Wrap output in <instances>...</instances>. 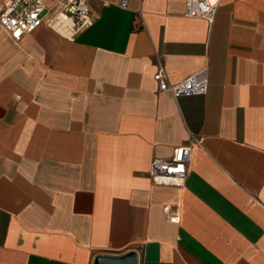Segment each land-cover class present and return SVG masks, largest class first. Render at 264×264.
I'll use <instances>...</instances> for the list:
<instances>
[{"label": "crops", "instance_id": "1", "mask_svg": "<svg viewBox=\"0 0 264 264\" xmlns=\"http://www.w3.org/2000/svg\"><path fill=\"white\" fill-rule=\"evenodd\" d=\"M184 1L90 0L72 39L0 25V264H264V0L212 21ZM160 66L205 68L207 92L161 91ZM191 135L184 183L155 184L152 159Z\"/></svg>", "mask_w": 264, "mask_h": 264}, {"label": "built area", "instance_id": "2", "mask_svg": "<svg viewBox=\"0 0 264 264\" xmlns=\"http://www.w3.org/2000/svg\"><path fill=\"white\" fill-rule=\"evenodd\" d=\"M59 8L50 13L42 0H9L0 11V25L8 31L14 41L33 32L43 23L51 29H61L68 38L93 22L90 0H56ZM220 0H185V15L213 20ZM126 2L122 1L121 6ZM158 88L172 97L202 95L208 89V75L205 68L190 73L183 79L170 82L165 70L160 66L153 74ZM201 139L191 135L188 143L173 148L168 159L153 158L148 175L155 184L180 186L187 176L192 148L200 145ZM169 220H177L168 213Z\"/></svg>", "mask_w": 264, "mask_h": 264}, {"label": "water", "instance_id": "3", "mask_svg": "<svg viewBox=\"0 0 264 264\" xmlns=\"http://www.w3.org/2000/svg\"><path fill=\"white\" fill-rule=\"evenodd\" d=\"M93 264H137V255L134 251L120 256L97 255Z\"/></svg>", "mask_w": 264, "mask_h": 264}]
</instances>
